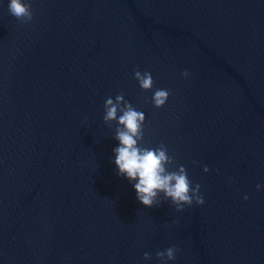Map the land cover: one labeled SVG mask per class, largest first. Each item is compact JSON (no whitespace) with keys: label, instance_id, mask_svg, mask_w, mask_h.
<instances>
[{"label":"water","instance_id":"obj_1","mask_svg":"<svg viewBox=\"0 0 264 264\" xmlns=\"http://www.w3.org/2000/svg\"><path fill=\"white\" fill-rule=\"evenodd\" d=\"M6 3L0 264H160L169 245L168 264H264V0H30L27 22ZM117 94L144 114L141 146L165 145L203 204L144 206L117 175L103 119Z\"/></svg>","mask_w":264,"mask_h":264},{"label":"clouds","instance_id":"obj_2","mask_svg":"<svg viewBox=\"0 0 264 264\" xmlns=\"http://www.w3.org/2000/svg\"><path fill=\"white\" fill-rule=\"evenodd\" d=\"M6 6L8 12L22 22L31 20L30 0H7ZM133 76L140 88L152 87L150 72L142 73L135 70ZM181 76L187 78L190 72L184 69L181 71ZM168 95L167 89H155L151 97L153 105L160 107L166 102ZM103 119L117 122L115 139L118 143L112 149L114 154L112 161L117 175L125 177L131 183L136 199L141 204L147 207L153 206L158 203L157 197L160 193L170 198L177 211H181L185 205H191L193 201L196 204L204 203V197L199 191L200 184L190 181L182 164L174 171L166 168L172 158L168 155L165 145L141 146L139 141L143 137L144 114L125 100L123 94L105 99ZM203 170L207 172L208 167L205 165ZM255 187L259 190L261 184L257 183ZM244 199H247V195ZM176 251L175 245H169L163 250L156 251L155 255L159 258L160 264H168L169 261L175 260ZM143 258L149 260V253L144 252Z\"/></svg>","mask_w":264,"mask_h":264}]
</instances>
